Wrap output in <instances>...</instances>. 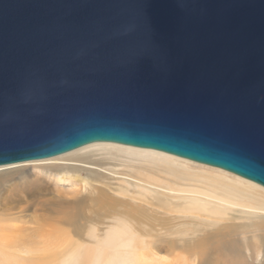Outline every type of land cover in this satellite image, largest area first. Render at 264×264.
<instances>
[{"label":"water","instance_id":"water-1","mask_svg":"<svg viewBox=\"0 0 264 264\" xmlns=\"http://www.w3.org/2000/svg\"><path fill=\"white\" fill-rule=\"evenodd\" d=\"M95 142L264 187V0H0V166Z\"/></svg>","mask_w":264,"mask_h":264},{"label":"rangeland","instance_id":"rangeland-1","mask_svg":"<svg viewBox=\"0 0 264 264\" xmlns=\"http://www.w3.org/2000/svg\"><path fill=\"white\" fill-rule=\"evenodd\" d=\"M81 153H87L86 159L78 162L77 172L62 170L66 174L62 180L41 167L73 163L69 160L47 161L50 157L27 161L30 164L21 167L0 166V264H64L73 249L95 247L110 226L128 218L137 225L136 246L141 257L131 263L115 264H264V217L253 219L254 226L245 218L227 220L223 223L235 225L215 234L217 227L204 212H178L142 188L137 189L146 193L143 201L118 190L123 185L133 192L135 188L126 179H139L154 184L163 194L178 195L184 188H201L206 182L200 176L170 171L169 167L214 174L224 181H234L238 175L181 157L173 159L174 165L160 160L154 163L151 158L111 147H90ZM52 191L63 198L85 200L78 205L66 204L54 200ZM76 191L82 192L75 194ZM257 192L264 198L263 191ZM234 210L228 211L227 217L239 215ZM94 225L96 233L91 228ZM7 231L14 235L10 245L2 240L6 235L1 236ZM210 233L214 234L204 241ZM40 235H50L58 248L45 252L44 244L39 250L34 249L31 244ZM114 252L111 249L110 254ZM121 252L130 257L133 249L125 247ZM86 264L94 263L91 260Z\"/></svg>","mask_w":264,"mask_h":264},{"label":"bare ground","instance_id":"bare-ground-1","mask_svg":"<svg viewBox=\"0 0 264 264\" xmlns=\"http://www.w3.org/2000/svg\"><path fill=\"white\" fill-rule=\"evenodd\" d=\"M90 147H111L113 149L121 150L128 152L130 154L140 156V157H148L154 160H160L162 162H167L169 164L174 165L173 159L180 158L171 156L170 154L159 152L156 150L148 149V148H134L132 146H123L119 144H112V143H104V142H95L83 147H80L74 151H70L68 153H64V155H60L57 157H52L47 159V161H68L73 163L67 164H55V165H43L41 168L46 169L50 172L51 175H54L57 180H62L66 177V174L63 173L62 170L67 171H74L77 172L75 169H79L78 162L86 159L87 153H81L85 149ZM29 162V161H28ZM20 162L13 165L20 166L21 165H28L30 163ZM154 163H157L154 161ZM19 167V169H20ZM24 167V166H23ZM176 167V166H175ZM17 169V168H16ZM54 174L52 171H55ZM170 171H176L182 174H192L195 176H200L205 179V184L201 186V188H184L181 192L177 194H163L162 189L157 188L154 184L146 183L145 181L139 179H126L128 183L135 188L133 192L131 189L124 187L123 185L120 186L118 189L120 193L123 195L132 196L134 198H138L139 200L143 201L146 197V193L138 190L137 188L145 189L147 192H153L156 194L159 200H163L164 203H167L166 206H169L172 209L177 210L181 213H189V214H200L202 212L206 213L209 216L210 220H212L213 225L217 227L216 232L218 233L223 228H230L235 225V223H223L227 220H233L234 218H245L247 220H251V226H254L255 218H263L264 217V198L257 192L263 191L264 188L256 183H253L249 180L244 178L235 177L234 181H224L220 177L213 176L208 173H195L190 171H185L175 169L169 167ZM22 171V170H21ZM73 172V173H74ZM221 172H223L221 170ZM226 173V172H225ZM70 175V174H68ZM82 191H76L75 194H80ZM172 192V191H171ZM136 193V196L134 195ZM133 194V195H132ZM163 194V195H160ZM52 198L54 200H63L66 204H77L78 202H83L85 197L79 198L80 200H75L73 198H63L59 194L51 192ZM75 196V195H74ZM101 200L104 201L105 198L100 196ZM177 199V200H173ZM78 205V204H77ZM233 207H241L240 209H235L239 215H234L232 217L228 216V211L234 210ZM234 210V211H235ZM264 223V222H263ZM261 224V223H260ZM258 224V225H260ZM249 225V224H248ZM92 228L93 233H96V226L94 225ZM50 230V229H49ZM48 230V231H49ZM46 231L48 234H54ZM63 231V230H62ZM67 231V230H65ZM8 232V231H7ZM105 237L101 240V243H98L95 247H79L78 249H73L68 253V256L64 259V264H86L87 262H92L94 264H115L116 261L131 263L138 260L141 257V253L138 250L137 239L136 235L138 236L137 232V225L128 219H121L117 222L114 226H110V228L106 231ZM214 234V233H213ZM213 234H208L204 241H207ZM6 235L2 238L6 244L10 245L13 241V233H2L1 236ZM50 235H40L36 241L32 242V246L34 249L39 250L42 245L46 244L45 252H49L58 248L57 241L51 240ZM202 238V237H201ZM201 238L199 239L201 241ZM81 243L79 244V246ZM129 247L133 249V253H131L130 257L122 256L121 249ZM93 249V250H92ZM111 249L115 252L114 254H110ZM27 250V249H26ZM30 250V247L28 248ZM43 251V250H41ZM92 255V258L90 256ZM198 255V254H197ZM198 257V256H197ZM89 258V260H88ZM196 262V259H195Z\"/></svg>","mask_w":264,"mask_h":264}]
</instances>
